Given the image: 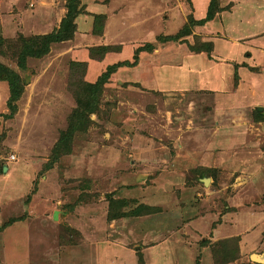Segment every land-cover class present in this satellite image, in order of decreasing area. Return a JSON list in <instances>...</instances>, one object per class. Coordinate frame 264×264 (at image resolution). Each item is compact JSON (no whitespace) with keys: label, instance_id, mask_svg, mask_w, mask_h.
I'll use <instances>...</instances> for the list:
<instances>
[{"label":"rangeland","instance_id":"1","mask_svg":"<svg viewBox=\"0 0 264 264\" xmlns=\"http://www.w3.org/2000/svg\"><path fill=\"white\" fill-rule=\"evenodd\" d=\"M196 1L78 0L73 37L20 68L15 57L22 40L58 28L72 0H0L6 40L0 64L18 72L22 87L11 111L8 82L0 78V264H264V172L256 196L249 180L235 183V174L214 175L213 186L204 187L199 178L211 171L194 166L200 144L196 133L189 135L204 93L154 87L156 76L171 82L182 72L169 67L181 40L206 44L201 38L208 31L195 24L187 37L157 40L203 18L204 4ZM231 1L219 0L220 8ZM221 24L215 19L210 26ZM103 42L118 49L99 58L92 47ZM149 42L152 51L93 91L96 111L46 167L77 100L90 93L81 86L96 82L110 64L132 62L135 48ZM183 60L179 70L189 63ZM188 150L196 161L181 164ZM108 194L122 200L116 218L107 217ZM63 205H72V213L55 219ZM139 205L145 209L136 214ZM207 211L226 216L229 226L238 220L237 235L214 231L213 214L204 228Z\"/></svg>","mask_w":264,"mask_h":264},{"label":"crops","instance_id":"2","mask_svg":"<svg viewBox=\"0 0 264 264\" xmlns=\"http://www.w3.org/2000/svg\"><path fill=\"white\" fill-rule=\"evenodd\" d=\"M209 1L202 0L203 17ZM198 3L200 4V0ZM193 5H197L196 0ZM219 5L218 0V9L212 19L195 24L208 31L201 41L211 43L210 57L205 50H192L189 45L194 44L184 38L179 44L183 47L179 48L180 54L175 53L179 57L178 60L169 66H173L175 72L177 70L182 72L174 73L175 77L171 82H166L168 77L158 80L156 76L154 87L178 91L197 87L204 93L198 101L199 109L195 108L196 111L193 110L195 113L192 114L197 126L193 124V129L189 130L191 136L193 132L196 133L193 141L198 140L200 144V147H197V150L200 149L196 158L197 164L194 166L207 167L208 172L211 171L199 178L201 184L204 187L207 184L211 187L214 175L235 174V183L242 184L249 180L253 184L256 196L254 185H260L259 176L264 172L261 171L264 167V0H235L225 9ZM193 19L199 20L201 17ZM215 19L222 22L218 28L210 26ZM183 25L184 23L181 26ZM216 32H220L219 37ZM106 43L109 42H103ZM148 52L150 51L141 50L139 58ZM181 55L184 60L187 58L189 63L183 60L186 65L179 70L182 66ZM250 71L254 73L251 74ZM152 106L156 110L157 106ZM143 139L144 137H141L140 142L145 141ZM182 155L181 164L191 165L192 161H196L191 150ZM207 175L208 177H205ZM244 175L248 176L247 179ZM205 178L208 179L207 182H204ZM260 187L264 188V184ZM221 189L222 187H217V192ZM261 213L264 214L263 207ZM211 214L215 216V213L210 211L201 214L200 223L204 224V228L209 223ZM213 219H217V223L214 221L216 224L214 231L217 233H225L228 229L235 233L240 229L238 220L235 221V227L227 225L226 216V221L219 219V216ZM251 220L245 222L250 223ZM252 258L261 260L256 256Z\"/></svg>","mask_w":264,"mask_h":264},{"label":"trees","instance_id":"3","mask_svg":"<svg viewBox=\"0 0 264 264\" xmlns=\"http://www.w3.org/2000/svg\"><path fill=\"white\" fill-rule=\"evenodd\" d=\"M76 1L78 0H72V3L65 4L66 12L64 16L61 18L58 28H55L46 34L29 36L22 40L19 46V51L18 53H16V57H15L16 62L20 68L25 67V62L28 57H32V58L33 57H43L49 51L50 45L52 43L66 41L73 37L74 30L76 27L74 18L78 13L76 4H73L74 2L76 3ZM217 9H218V0H210L207 10H206V14L203 18L199 20H193L192 18H190L192 21L187 22V24L185 23L178 32L174 33V35L158 36L157 40L158 41H168V40L177 41L181 37H184L191 32L192 24H202L205 21L212 19ZM97 15H98L97 17H103L104 19V16H102L101 14H97ZM98 32L102 33V27L99 28ZM5 41L6 40H4L3 37H0V51L2 50V47L4 46ZM205 43L206 44H203L204 45L203 48L197 47L195 45H189V46L194 51L205 50L206 52H208L209 50H211V43L210 42H205ZM155 47L156 45L151 42L143 46H138L134 50L132 62H129L127 60H122V61L110 64L107 66L106 70L98 76L96 82L92 84L84 83V85L81 86V89L83 91H88V93L89 92L90 93L84 98L77 100L78 101L76 105L77 107H74V110L68 119V124H67L66 129L61 131L60 137L56 141V144H54L51 158L49 162L47 163L46 167L49 166L58 157V155H60L64 151V149H62L61 147L67 144V142H69L73 138L74 132L78 131L81 128V126L83 125L84 117L89 116L91 113H94L96 111L98 92L94 93L93 91L95 90L98 91V85L106 82V80H108L109 78V75L115 72L116 69L119 68L120 66H133L137 64V61L139 60V52L141 50L152 51ZM94 48L97 49L96 55L99 58H103V56L105 55L107 51L109 52L114 49H118V47H115L112 44H101L100 46L92 47V49ZM0 70L2 72V75L0 74L1 75L0 78L3 77L8 82V86H9L10 94L7 100L8 107L11 109V111H14V108L16 107L14 102L20 96V93L22 90L21 89L22 87L19 81L20 77L18 75V72H16L14 69H10L9 67L3 64H0ZM90 89L91 91H89ZM0 169L2 170V166ZM107 197L108 199H110L107 217L116 218L117 215L120 213L119 209L117 210V207L119 206V203L122 200L113 197L112 194H108ZM72 207H73L72 205H63L61 208L57 210L56 215H55L57 218L55 219L59 218L60 220L61 219L64 220L66 216L72 213V210H73ZM142 207L143 205H139V208H138L139 210L135 211L136 214H140L144 212L143 210L145 208H142ZM66 229L70 231L73 230L68 225H66Z\"/></svg>","mask_w":264,"mask_h":264},{"label":"water","instance_id":"4","mask_svg":"<svg viewBox=\"0 0 264 264\" xmlns=\"http://www.w3.org/2000/svg\"><path fill=\"white\" fill-rule=\"evenodd\" d=\"M4 170L6 169V167L4 166V168H3ZM208 181V179L207 178H205L204 179V182H207Z\"/></svg>","mask_w":264,"mask_h":264}]
</instances>
